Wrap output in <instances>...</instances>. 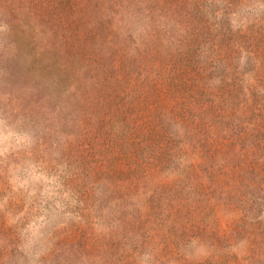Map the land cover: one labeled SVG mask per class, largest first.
I'll use <instances>...</instances> for the list:
<instances>
[{
    "label": "rangeland",
    "instance_id": "obj_1",
    "mask_svg": "<svg viewBox=\"0 0 264 264\" xmlns=\"http://www.w3.org/2000/svg\"><path fill=\"white\" fill-rule=\"evenodd\" d=\"M0 264H264V0H0Z\"/></svg>",
    "mask_w": 264,
    "mask_h": 264
},
{
    "label": "trees",
    "instance_id": "obj_2",
    "mask_svg": "<svg viewBox=\"0 0 264 264\" xmlns=\"http://www.w3.org/2000/svg\"><path fill=\"white\" fill-rule=\"evenodd\" d=\"M250 176H253V173Z\"/></svg>",
    "mask_w": 264,
    "mask_h": 264
}]
</instances>
